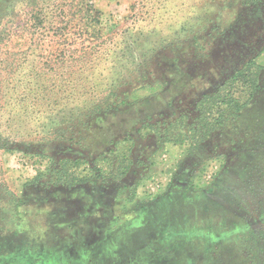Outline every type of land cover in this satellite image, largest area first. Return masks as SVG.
Instances as JSON below:
<instances>
[{
	"label": "rangeland",
	"instance_id": "1",
	"mask_svg": "<svg viewBox=\"0 0 264 264\" xmlns=\"http://www.w3.org/2000/svg\"><path fill=\"white\" fill-rule=\"evenodd\" d=\"M60 2L0 0V264H264V0H94L118 56L73 95L81 142L34 78L67 48Z\"/></svg>",
	"mask_w": 264,
	"mask_h": 264
},
{
	"label": "trees",
	"instance_id": "2",
	"mask_svg": "<svg viewBox=\"0 0 264 264\" xmlns=\"http://www.w3.org/2000/svg\"><path fill=\"white\" fill-rule=\"evenodd\" d=\"M57 9H59V12L63 13L62 21L63 24L58 28L59 32V38H58V43L59 44H64L68 42V45L66 46L67 48H59L56 51V54L53 53V56L51 57V54L47 56V62L45 65H42L44 67V70L46 67H51L53 69V65H56V67L60 68L63 67V77L60 78L63 81L66 82L64 85L62 82L59 81L56 82L57 77H52V76H47V71H38L35 73L34 78L37 83V89L39 91L43 90H52L55 91L54 96H48L45 100H47L48 105H54L55 107H61V110L63 111L66 109L69 113V117L67 120L64 122H59V119L54 117L53 121L60 127L57 128V132L55 133L56 136L58 134L67 140H70L72 142H75L77 139L78 142H81L80 139H83L85 141L88 140L87 135L89 134V130H91L92 123L94 122V119L91 118L90 120L88 118L94 117L93 113H90L89 111L82 112V111H74L78 106L82 107L83 109L85 108V103L86 100H83L78 97H73V95L79 94L83 84L88 83L90 81V76L92 75V72H96L95 69L99 66L102 67L103 63L106 64V58H108V55L110 57L113 56L114 59L116 56H118L115 52L114 48L109 49V53H105V56L102 57V60L104 61L103 63L101 62V58H97V50L96 48L102 45V42L100 41L101 39L104 38V34L101 32L100 29L97 28V26L100 23V10H98L94 4V0H63V2H60V4L56 5ZM55 5H39L37 4L36 8L34 7L33 13L31 15L32 19V24L33 26H41L42 24L45 23L46 20H48L50 14H47L45 16V12H50L53 10ZM52 9V10H51ZM55 9V8H54ZM50 10V11H49ZM44 14V16H42ZM42 16V17H41ZM73 35V37H72ZM80 38L81 46L77 47L76 44V39L75 37ZM61 50V51H60ZM100 50V49H99ZM111 50V51H110ZM99 59V60H98ZM79 62V65L77 68L76 62ZM251 65V62L249 63ZM248 64V65H249ZM257 67H260L258 64L255 63ZM249 68V67H248ZM38 69V68H36ZM56 73L58 71L56 70ZM79 74V77L75 79L76 75ZM249 74L246 72L245 69H240L236 72L234 76H232V80H236L238 82H241L243 84L249 83V85L254 88L257 86V75H253L252 80H248L247 78ZM94 75H92L93 78ZM49 78L55 79V80H50ZM42 80V82L39 81ZM45 81L48 82V85L45 86ZM63 85V86H61ZM65 87V88H63ZM90 89V88H89ZM87 89V92L88 90ZM94 91L96 90L93 89ZM37 91V94H33L32 96V101L39 100L41 98V92L39 93ZM65 92L64 96H59V93ZM92 91L91 94L94 92ZM44 95V94H43ZM49 95V94H47ZM75 96V95H74ZM45 97V95H44ZM207 99L210 98L209 96H206ZM205 97V98H206ZM221 93L217 92L213 96H211V99L213 100L214 98H220ZM223 102L227 103L228 105L230 104L231 107H235V102H238V99L234 98L233 96L229 98H224L222 100ZM23 102H26V99H23ZM36 103V102H35ZM76 104V106H74ZM36 105V104H33ZM104 105L100 110L107 111L109 108V104H102ZM234 105V106H233ZM107 106V107H105ZM68 108V110H67ZM87 109V107H86ZM98 109V108H97ZM98 109V110H99ZM60 110V111H61ZM99 111V112H103ZM107 115V113L105 114ZM53 117V115H50ZM100 116V114H99ZM102 116V115H101ZM51 117V119H52ZM58 121V122H56ZM85 145V144H84ZM61 176V175H60Z\"/></svg>",
	"mask_w": 264,
	"mask_h": 264
},
{
	"label": "flooded vegetation",
	"instance_id": "3",
	"mask_svg": "<svg viewBox=\"0 0 264 264\" xmlns=\"http://www.w3.org/2000/svg\"><path fill=\"white\" fill-rule=\"evenodd\" d=\"M136 221L139 222L140 220H136ZM141 222H142V221H141ZM142 223H143V222H142ZM134 224H135V223H134ZM134 224H133V225H134ZM135 226H136V224H135ZM125 228H126V227H125ZM134 229H135V228H134ZM131 230H133V228H131V227H130V228H127V231H128V232L131 231ZM106 239H107V238H106ZM106 239H105L104 241H102V242H100V243L97 244L96 248H97L98 246H99V247H98L97 249H96V248H95V249H96V251H99L98 253H103V254L109 253V252H108V251H109V248H108L107 245H106L107 242H108V239H107V240H106Z\"/></svg>",
	"mask_w": 264,
	"mask_h": 264
}]
</instances>
